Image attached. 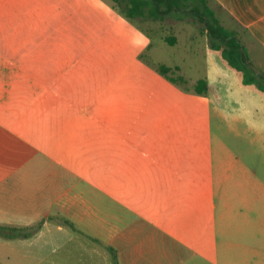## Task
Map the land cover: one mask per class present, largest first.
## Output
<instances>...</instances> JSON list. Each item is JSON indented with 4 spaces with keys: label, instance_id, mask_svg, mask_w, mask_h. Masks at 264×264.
Segmentation results:
<instances>
[{
    "label": "crops",
    "instance_id": "0c3cea01",
    "mask_svg": "<svg viewBox=\"0 0 264 264\" xmlns=\"http://www.w3.org/2000/svg\"><path fill=\"white\" fill-rule=\"evenodd\" d=\"M213 1L242 27L250 45L264 51V0ZM48 3L0 0V67L20 70L24 59L48 60L41 51L50 50L44 44L55 30L54 20L47 24ZM211 52L214 59L202 78L207 94L199 97L219 113L229 107L226 99L242 77L231 67L223 89L212 68L225 69ZM12 114L0 108V226L36 230L27 237L26 230L0 235V264H264L254 228L247 243L240 221L226 217L242 212L234 202L238 181L232 178L230 186L228 176L255 174L229 142L204 148L210 159L198 155L197 143L175 135L103 147L100 128L64 127L54 142L53 126L36 128L23 119L10 124L6 117ZM43 131L52 136L38 135ZM73 132L78 142H70ZM10 140L29 150L30 171L20 170V155H6ZM211 221L220 234L217 242Z\"/></svg>",
    "mask_w": 264,
    "mask_h": 264
},
{
    "label": "rangeland",
    "instance_id": "374dc122",
    "mask_svg": "<svg viewBox=\"0 0 264 264\" xmlns=\"http://www.w3.org/2000/svg\"><path fill=\"white\" fill-rule=\"evenodd\" d=\"M208 2L222 24L238 33L253 68L264 73V51L250 45L242 27L223 8L213 0ZM126 3L49 0L47 24L54 20L55 30L44 44L50 50H41L48 60L24 59L19 63L20 70L10 65L0 67V108L13 113L6 119L10 124L23 119L22 123L36 128L53 126L54 142L61 140L64 127L76 131L100 128L103 147L127 141L169 140L175 135L183 143H197L198 155L206 153L208 159L211 152L204 148L229 142L246 168L255 170V174L242 171L228 176L229 182L232 178L238 181L241 192L234 202L242 212H231L226 217L240 221L247 243L253 238L254 228L264 251V94L239 81L226 99L229 107L214 113L195 90L196 82L208 75L214 59L202 23L182 9L157 20L129 19L123 13ZM170 38H175L174 44L169 43ZM214 52L225 73L212 68L213 75L221 77V87L225 89L230 83L226 73L231 67L220 52ZM59 54L62 64L58 67L55 57ZM161 65L169 67V75L178 82L162 75ZM73 134L70 142H78L77 132ZM21 145L7 141L6 155H20V162H24L20 170L28 172L30 152L22 145L21 155ZM210 223L217 242L220 234Z\"/></svg>",
    "mask_w": 264,
    "mask_h": 264
},
{
    "label": "trees",
    "instance_id": "16d2710c",
    "mask_svg": "<svg viewBox=\"0 0 264 264\" xmlns=\"http://www.w3.org/2000/svg\"><path fill=\"white\" fill-rule=\"evenodd\" d=\"M118 2V0H113ZM127 8L123 11L129 19L149 17L154 20L160 19L165 14L172 11L179 12L181 9L192 14L203 25V30L209 40V48L220 52L221 58L230 67L241 73L242 83L245 86H254L259 92L264 94V73L257 72L253 68L248 50L241 42L238 33L225 27L216 11L209 5L208 0H126ZM222 8V7H221ZM170 44L175 43V38L168 39ZM159 72L173 83L178 80L169 75L170 68L161 65ZM182 80V79H180ZM208 89L206 79H199L196 82L195 90L199 94H205ZM24 231L23 237L31 235L36 228H9L0 226V235L13 236V231ZM11 231V232H10Z\"/></svg>",
    "mask_w": 264,
    "mask_h": 264
}]
</instances>
